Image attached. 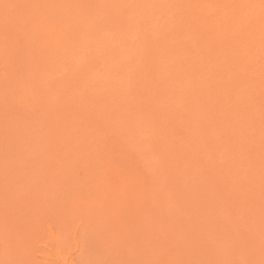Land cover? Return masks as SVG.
<instances>
[{"label": "rangeland", "instance_id": "obj_1", "mask_svg": "<svg viewBox=\"0 0 264 264\" xmlns=\"http://www.w3.org/2000/svg\"><path fill=\"white\" fill-rule=\"evenodd\" d=\"M239 1L0 0V264H264Z\"/></svg>", "mask_w": 264, "mask_h": 264}, {"label": "bare ground", "instance_id": "obj_2", "mask_svg": "<svg viewBox=\"0 0 264 264\" xmlns=\"http://www.w3.org/2000/svg\"><path fill=\"white\" fill-rule=\"evenodd\" d=\"M211 1H212V0H211ZM240 1H241V0H240ZM240 1H239V2H240ZM244 1H245V0H244ZM254 2L257 3V2H261V1H260V0H252V4H253V5H254ZM208 3H209V2H208ZM247 3H249V2H247ZM256 3H255V4H256ZM209 4H210V3H209ZM239 4H240V3H239ZM262 4H263V3H262ZM240 5H242V4H240ZM244 5H245V4H244ZM247 5H248V6H246V5H245V6H246V7H249V4H247ZM250 5H251V4H250ZM253 5H252V6H253ZM258 5H259V4H258ZM259 6H260V5H259ZM228 7H229V6H228ZM242 7H244V6H242ZM260 7H263V5H261ZM209 8H210V7H209ZM249 8H250V7H249ZM255 8H256V6H255ZM233 9H234V8H233ZM233 9H232V12L237 16V15L239 14L240 10H238V11H234ZM244 9H245V7H244ZM244 9H243V10H244ZM258 9H262V8H258ZM258 9H256V11H257ZM245 10H246V9H245ZM230 11H231V10H230ZM247 11H249V10H247ZM252 11H253V9H252ZM254 11H255V10H254ZM259 11H261V10H259ZM221 12H222V10H221ZM226 12L228 13V11H226ZM223 13H225V11H224ZM244 13H245V12H244ZM246 13H247V12H246ZM246 13H245V14H246ZM263 13H264V10H263ZM240 14H241V13H240ZM251 14H252V13H251ZM223 15H224V14H223ZM235 15H233V16H235ZM248 15H249V14H248ZM248 15H247V16H248ZM214 16H215V15H214ZM219 16H220V15H219ZM231 16H232V15H231ZM247 16H246V17H247ZM225 17H227V16H225ZM261 17H262V16H261ZM263 17H264V16H263ZM216 18H217V17H216ZM229 18H230V17H229ZM244 18H245V17H244ZM259 18H260V17H259ZM218 19H219V18H218ZM199 20H200V19H199ZM200 21H202V20H200ZM225 21H227V20H225ZM256 22H257V23H260V24L256 25V27H255V29H254V30H255V35H256V34L258 35V37H256V38L260 40V38L262 37L261 39H264V18H260V19H258ZM239 23H240V21H239ZM239 23H238V24H239ZM257 23H256V24H257ZM200 24H201V23H200ZM246 24H247V23H246ZM246 24H245V25H246ZM248 25H249V24H248ZM251 25H252V24H251ZM230 26H231V25H230ZM249 26H250V25H249ZM254 26H255V25H254ZM216 27H217V26H216ZM239 27H240V26H239ZM242 27H243V26H242ZM252 27H253V26H252ZM234 29H235V28H234ZM222 32H223V31H222ZM222 32H221V33H222ZM244 32H245V31H244ZM253 34H254V32H253ZM251 35H252V34H251ZM259 35H260V36H259ZM232 36H233V35H232ZM239 37H240V36H239ZM254 37H255V36H254ZM241 38H242V36H241ZM242 40H243V39H242ZM240 41H241V40H240ZM262 41H263V40H262ZM254 42H255V40H254ZM240 43H241V42H240ZM244 43H245V45H246V42H244ZM239 46H240V45H239ZM249 46H250V45H249ZM261 46H262V45H261ZM240 47H242V49H245V48H243V45L240 46ZM246 48H247V47H246ZM250 48H251V47H250ZM260 48H261V47H260ZM239 49H240V48H239ZM237 51H238V50H237ZM242 51H243V50H242ZM245 51H246V50H245ZM252 51H253V50H252ZM243 52H244V51H243ZM243 52H242V53H243ZM227 56H228V55H227ZM254 59H255V58H254ZM234 60H235V59H234ZM233 62H234V61H233Z\"/></svg>", "mask_w": 264, "mask_h": 264}]
</instances>
